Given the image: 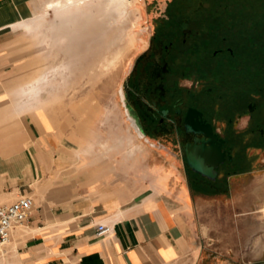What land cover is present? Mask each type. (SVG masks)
Segmentation results:
<instances>
[{"label":"rangeland","instance_id":"rangeland-1","mask_svg":"<svg viewBox=\"0 0 264 264\" xmlns=\"http://www.w3.org/2000/svg\"><path fill=\"white\" fill-rule=\"evenodd\" d=\"M50 1L26 0L11 25L26 29L0 36V80L20 101L10 106L0 140L33 115L71 149L73 170L83 175L106 164L115 175L114 163L134 170L144 149L183 163L190 137L174 116L161 126L147 114L152 101L194 107L227 151L213 184L200 189L189 170L198 237L211 261L264 263V0H134L121 15L108 0H73L83 6L69 17L45 15ZM96 141L111 148L104 152ZM85 149L88 163L80 161ZM160 170L153 164L133 177ZM10 242L0 248V264H14Z\"/></svg>","mask_w":264,"mask_h":264},{"label":"crops","instance_id":"crops-1","mask_svg":"<svg viewBox=\"0 0 264 264\" xmlns=\"http://www.w3.org/2000/svg\"><path fill=\"white\" fill-rule=\"evenodd\" d=\"M25 2L0 0V36L8 28H25V23L11 26L23 17L16 8L24 10ZM11 90L0 80V134L8 129L2 122L12 112L10 106L20 104ZM20 126L15 136L0 140V205L21 197L34 203L24 229L11 232L17 244L14 264H220L210 260L198 237L195 191L185 161L161 153L159 160L144 149L146 159L134 170L114 163V175L106 164L95 169L98 164L81 175L72 169V151L62 148L60 136L56 140L33 115ZM99 148L107 152L111 146ZM91 154L85 149L80 161L88 163ZM153 164L163 175L135 180V174ZM216 171L215 180L221 165ZM194 174L200 177L195 181L200 189L215 181ZM98 225L110 233L98 237ZM7 245L3 251L11 248Z\"/></svg>","mask_w":264,"mask_h":264},{"label":"water","instance_id":"water-1","mask_svg":"<svg viewBox=\"0 0 264 264\" xmlns=\"http://www.w3.org/2000/svg\"><path fill=\"white\" fill-rule=\"evenodd\" d=\"M183 124L187 134L201 136L184 147L188 168L209 180H215L217 168L225 162L226 154L222 150L224 141L217 134H213L211 125L204 123L202 113L195 109L187 110Z\"/></svg>","mask_w":264,"mask_h":264},{"label":"built area","instance_id":"built-area-1","mask_svg":"<svg viewBox=\"0 0 264 264\" xmlns=\"http://www.w3.org/2000/svg\"><path fill=\"white\" fill-rule=\"evenodd\" d=\"M33 209L34 203L29 197H21L10 204L0 205V248L9 241L12 230L28 220ZM109 233V227L98 225L96 228L98 237Z\"/></svg>","mask_w":264,"mask_h":264},{"label":"flooded vegetation","instance_id":"flooded-vegetation-1","mask_svg":"<svg viewBox=\"0 0 264 264\" xmlns=\"http://www.w3.org/2000/svg\"><path fill=\"white\" fill-rule=\"evenodd\" d=\"M195 109L194 107H184L182 105V103H176L175 105H172V108H170L167 104V101H165L164 103H158V102H155V101H152L151 103V112L149 114H147V117L149 118V120L153 123H158L159 125H164V123L166 122V119L169 118L170 116H174L173 118L176 119L178 121V131L183 134V135H186V136H189L190 137V140L186 141L184 143V146H183V151H184V147L186 144L188 143H193L194 140L196 139H200L201 136H193L191 134H187L186 133V129H185V126L183 124V120H184V117H185V114L187 112L188 109ZM197 110V109H195ZM198 111V110H197ZM200 112V111H199ZM202 121L204 123H206L203 118H202ZM138 125H139V122H138ZM140 127V131L142 133H145V131H143V127L141 126V124L139 125ZM212 128V132L213 134H216L215 133V129L211 126ZM218 138L219 139H222L224 140L223 138H221L219 135H218ZM224 143L222 144V150L224 151ZM225 152V151H224ZM220 166V165H219Z\"/></svg>","mask_w":264,"mask_h":264},{"label":"bare ground","instance_id":"bare-ground-1","mask_svg":"<svg viewBox=\"0 0 264 264\" xmlns=\"http://www.w3.org/2000/svg\"><path fill=\"white\" fill-rule=\"evenodd\" d=\"M72 1L73 0H52V1L48 2V3H45L43 5L44 10H45V15H46V12H50V11L53 12L55 15H58V16H59V14H61L63 12L65 13L63 15H67V13L70 14V11L73 8H79L80 7L79 5L83 6V4H80V3L79 4H75ZM87 2H90V0H88ZM133 2H134V0H108L107 1V3H109V6L113 7L114 10L119 15L122 14V9L124 8V6L131 5ZM86 5H84V7H86ZM67 16L69 17V15H67ZM26 25H27V23H26ZM28 26H30V24ZM97 143L99 144V146L102 149H105V147L108 146L107 144H105L103 142H97ZM133 154H134V151H130V153H128V156L132 157ZM258 213L260 214L261 220H264V202L259 206ZM21 227H23V226H21ZM10 238H11V235H10ZM9 241H10V239H9ZM9 241L6 244H8ZM5 245H4V247H5Z\"/></svg>","mask_w":264,"mask_h":264}]
</instances>
